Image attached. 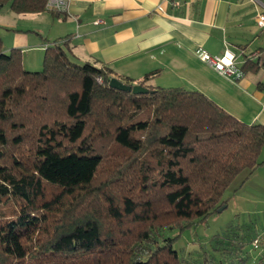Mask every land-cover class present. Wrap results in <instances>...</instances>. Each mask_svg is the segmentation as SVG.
<instances>
[{
  "label": "trees",
  "instance_id": "obj_1",
  "mask_svg": "<svg viewBox=\"0 0 264 264\" xmlns=\"http://www.w3.org/2000/svg\"><path fill=\"white\" fill-rule=\"evenodd\" d=\"M157 71L137 81L147 93L121 90L57 42L31 70L0 34V264H264L259 218L177 247L264 162V124L199 89L147 84Z\"/></svg>",
  "mask_w": 264,
  "mask_h": 264
},
{
  "label": "crops",
  "instance_id": "obj_2",
  "mask_svg": "<svg viewBox=\"0 0 264 264\" xmlns=\"http://www.w3.org/2000/svg\"><path fill=\"white\" fill-rule=\"evenodd\" d=\"M233 6L234 0H71L64 11L32 12L25 25L2 24L3 48L19 47L24 66L39 67L47 46L57 42L80 61L106 65L135 83L158 69L147 84L199 89L240 119L264 124V29L257 14L249 22L234 20ZM198 48L213 55L229 48L243 75H221L200 59ZM261 177L256 190L264 200Z\"/></svg>",
  "mask_w": 264,
  "mask_h": 264
},
{
  "label": "rangeland",
  "instance_id": "obj_3",
  "mask_svg": "<svg viewBox=\"0 0 264 264\" xmlns=\"http://www.w3.org/2000/svg\"><path fill=\"white\" fill-rule=\"evenodd\" d=\"M254 0H234V6L232 13L234 20L248 21L250 18L262 10L260 8L261 3ZM264 2V0H261ZM32 12H16L10 8L9 5H5L0 12V34L3 36L4 41L8 40V36L5 37V27L2 24L16 23L20 26L24 24V17L31 15ZM25 25V24H24ZM232 28V26L230 25ZM5 43V42H4ZM27 69L38 70L41 68L34 67L32 65H26ZM264 150H262L260 158L263 159ZM247 171H243L237 175L231 185L225 192V197L229 198L226 206L221 210L213 213L204 222H200L190 229L184 231L182 237L177 243V247L194 249L196 248L198 239L206 241L213 234L221 232L229 224L234 223L236 220H253L254 218L263 221V224L257 222V226L260 230V235L264 239V200L259 199L260 193L256 190L258 181L261 180V174H264V167L258 168L256 172L251 176L250 181L243 182ZM244 183V184H243ZM254 189L256 191H254ZM262 227V228H261ZM195 241V242H194Z\"/></svg>",
  "mask_w": 264,
  "mask_h": 264
},
{
  "label": "built area",
  "instance_id": "obj_4",
  "mask_svg": "<svg viewBox=\"0 0 264 264\" xmlns=\"http://www.w3.org/2000/svg\"><path fill=\"white\" fill-rule=\"evenodd\" d=\"M70 2L71 0H47L46 5L49 10L64 11L68 9ZM174 3L178 5L179 1ZM158 8L160 10L163 9L161 5ZM255 20L264 29V12L257 13ZM196 52L201 60L213 67L221 75L229 78H239L243 75V71L236 62V54L229 48L221 55H213L202 48H198ZM256 243H258V240H255L254 244L257 245Z\"/></svg>",
  "mask_w": 264,
  "mask_h": 264
},
{
  "label": "water",
  "instance_id": "obj_5",
  "mask_svg": "<svg viewBox=\"0 0 264 264\" xmlns=\"http://www.w3.org/2000/svg\"><path fill=\"white\" fill-rule=\"evenodd\" d=\"M109 85L115 88L121 89V90H129L136 94L147 93L149 91L148 87L140 83L128 84V83L123 82L122 80H120L119 78L115 76L111 77L109 81ZM225 206L226 204L221 206L218 210L221 211Z\"/></svg>",
  "mask_w": 264,
  "mask_h": 264
}]
</instances>
